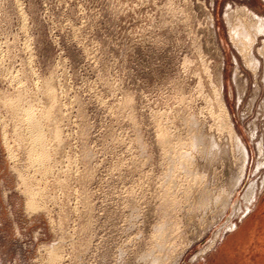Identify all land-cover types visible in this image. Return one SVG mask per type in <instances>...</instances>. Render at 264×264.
I'll return each instance as SVG.
<instances>
[{
  "label": "rangeland",
  "instance_id": "obj_1",
  "mask_svg": "<svg viewBox=\"0 0 264 264\" xmlns=\"http://www.w3.org/2000/svg\"><path fill=\"white\" fill-rule=\"evenodd\" d=\"M253 18L264 0H0V264H264Z\"/></svg>",
  "mask_w": 264,
  "mask_h": 264
},
{
  "label": "bare ground",
  "instance_id": "obj_2",
  "mask_svg": "<svg viewBox=\"0 0 264 264\" xmlns=\"http://www.w3.org/2000/svg\"><path fill=\"white\" fill-rule=\"evenodd\" d=\"M250 20H251L250 25H248L247 28L244 27V29L245 28L246 29L243 32H241L240 34L237 33L238 37H247L249 40L250 37H256V35H258V34L261 35L264 32V18H253ZM238 29H240V28H238ZM260 53H262V52H260ZM254 192H255V188L253 187V188H251V193L249 195V199H248L249 203H251L254 200V196H255Z\"/></svg>",
  "mask_w": 264,
  "mask_h": 264
},
{
  "label": "crops",
  "instance_id": "obj_3",
  "mask_svg": "<svg viewBox=\"0 0 264 264\" xmlns=\"http://www.w3.org/2000/svg\"><path fill=\"white\" fill-rule=\"evenodd\" d=\"M251 230V229H250Z\"/></svg>",
  "mask_w": 264,
  "mask_h": 264
}]
</instances>
